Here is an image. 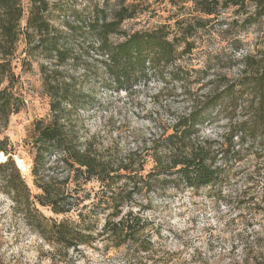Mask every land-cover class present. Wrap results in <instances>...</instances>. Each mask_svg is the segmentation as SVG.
<instances>
[{
    "label": "rangeland",
    "instance_id": "rangeland-1",
    "mask_svg": "<svg viewBox=\"0 0 264 264\" xmlns=\"http://www.w3.org/2000/svg\"><path fill=\"white\" fill-rule=\"evenodd\" d=\"M43 1V17L49 25L43 37L25 27L29 0L20 2L23 17L15 40L6 39L0 22V89L11 93L18 105L7 126L0 127V140L7 138L32 194L40 193L30 173L33 125L51 118L45 76L71 81L83 93L75 106H68L65 118L78 142L89 143L106 159H117L132 152L144 154L149 138L164 130L169 133L174 120L204 95L253 76L264 59V16L250 25L245 21L254 11L252 4L203 16L195 8V0ZM129 4L136 7V14L123 21L120 35H112V42L121 40V33L161 25L175 31L195 25L188 38L190 51L166 73H148L117 85L106 78L100 65L84 54L81 57L80 52H76L77 59L64 63L44 52L40 41L57 31L68 35L67 43L76 51V45L81 48L91 38L87 25L93 13L103 11L110 20L115 11ZM200 18L205 22L197 27ZM67 24L74 28L69 30ZM254 103V95L248 91L237 107L223 104L201 127V139L213 143L217 151V178L212 184L199 189L142 190L124 201L120 214L110 219L114 223L124 220L128 212L140 217L147 250L131 243L117 246L104 230L113 208L92 199L99 189L96 181L83 185L82 194L90 192L91 197L66 214L56 215L49 207L37 206L46 218V228L53 221H66L91 229L93 241L75 246L49 241L48 230L44 236L23 215L22 206H14L0 189V264H264V138L236 133L238 123L251 117ZM3 160L5 156L0 154ZM149 167L148 161L141 174ZM68 175L71 172L54 157L41 172L44 181L64 191L73 187ZM124 182L119 181L118 187Z\"/></svg>",
    "mask_w": 264,
    "mask_h": 264
},
{
    "label": "trees",
    "instance_id": "trees-1",
    "mask_svg": "<svg viewBox=\"0 0 264 264\" xmlns=\"http://www.w3.org/2000/svg\"><path fill=\"white\" fill-rule=\"evenodd\" d=\"M29 1L26 29L32 28L41 35L47 33L49 25L43 17L44 1ZM20 2L0 0V22L6 39L15 40L17 37L19 22L23 17ZM246 4L254 6L253 13L245 19L247 25L264 16V0L194 1L195 8L203 16L216 15L219 9H241ZM135 14L136 7L130 4L121 6L110 20H107L103 11L93 13L87 25L91 38L82 43L81 48L76 45V51L73 44L67 43L68 35H63L61 31L49 39L41 40V46L57 63H64L69 58L77 59L76 52H80L81 57L83 54L90 57L100 65L106 78L112 79L117 85L145 77L148 73L162 75L169 66L175 67L180 57L190 51L188 38L192 36L195 25H186L175 31H171L167 25H161L151 30L121 33L122 39L112 42V35H120L123 21L134 18ZM203 22L205 19L200 18L197 27L203 26ZM66 26L69 30L74 28L70 24ZM50 78L45 76L44 86L50 100L51 118L47 123L38 120L33 125L30 173L40 193L30 192L12 158L16 155L8 148L7 138L0 140V154L5 156V160L0 161V189L11 197L14 206H22L23 215L36 223L44 236L48 230L49 241L59 245L89 244L94 239L89 233L91 229H80L66 221H53L46 228V218L37 206L49 207L56 215L66 214L91 197L90 192L82 194L85 190L83 185L96 181L99 189L92 194V199L97 203H110L113 208L103 226L104 230L109 232L117 246L131 243L143 251L147 250L140 217L128 212L124 220L114 223L110 219L120 214L119 208L124 201L131 200L133 194L142 190L156 192L166 187L199 189L212 184L217 178V151L213 143L201 139V127L223 104L237 107L248 91L254 95L255 103L251 117L238 123L236 133L264 138V59L253 76L244 77L242 82L228 84L220 91L204 95L187 113L174 120L169 133L164 130L149 138V146L144 154L137 156L136 152H132L117 159H106L89 143L78 142L65 118L70 110L68 106H75L83 93L71 81ZM17 112L18 105L13 95L5 88L0 89V127H6L9 116ZM51 157L71 172L67 177L73 184L71 189L60 190L52 182L44 181L41 172ZM148 161L149 170L142 175L143 166ZM121 180H125L123 187H118ZM79 216H82L81 213Z\"/></svg>",
    "mask_w": 264,
    "mask_h": 264
},
{
    "label": "water",
    "instance_id": "water-1",
    "mask_svg": "<svg viewBox=\"0 0 264 264\" xmlns=\"http://www.w3.org/2000/svg\"><path fill=\"white\" fill-rule=\"evenodd\" d=\"M13 158V160H14V162H15V158H14V156L12 157ZM16 163V162H15Z\"/></svg>",
    "mask_w": 264,
    "mask_h": 264
}]
</instances>
